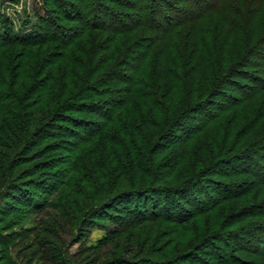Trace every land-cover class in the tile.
<instances>
[{
	"label": "trees",
	"instance_id": "1",
	"mask_svg": "<svg viewBox=\"0 0 264 264\" xmlns=\"http://www.w3.org/2000/svg\"><path fill=\"white\" fill-rule=\"evenodd\" d=\"M77 1L43 0L39 21L21 29L0 21L1 260L15 264L11 248L27 238L15 227L46 209L50 219L83 212L116 225L70 264H264V153L245 146L214 155L201 138L225 113L245 134L246 102L264 114V0ZM166 44L173 65L157 70V82L149 74ZM136 48L138 73L129 77ZM226 84L243 97L228 96ZM60 127L78 140L75 150L60 144ZM259 140L264 149V133ZM60 149L71 153L68 169L52 161ZM83 182L96 192L86 195ZM52 223L41 219V230ZM47 251L62 259L66 250Z\"/></svg>",
	"mask_w": 264,
	"mask_h": 264
},
{
	"label": "rangeland",
	"instance_id": "2",
	"mask_svg": "<svg viewBox=\"0 0 264 264\" xmlns=\"http://www.w3.org/2000/svg\"><path fill=\"white\" fill-rule=\"evenodd\" d=\"M42 1L43 0H0V21H1V18L3 17V19L9 20V22L13 23L14 27L18 29H21L22 27H24V25H29V24L33 25L34 23L39 21V15L40 14L42 15V10H41ZM72 1L76 2V4L79 3L77 0H72ZM103 1L109 4L108 0H103ZM53 13L57 16L60 15L59 14L60 11H56L55 9H53ZM105 19H107V17L102 15V20H105ZM223 26H226L225 35H227L229 28L227 27L226 22L223 23L221 27ZM194 27H193V30H194ZM218 28L219 27L217 26V29ZM211 29H213V27ZM199 30L200 29L198 28L195 29L196 32L194 33H196L197 35L200 34L202 31L201 30L199 31ZM216 33H217V36L219 34L221 35L220 29H218L216 32L214 30L215 35ZM233 34L234 36L237 35L235 32H233ZM213 37H216V36H210L209 38L213 39ZM171 47L172 46L170 44H166L161 54L159 53L158 57L155 58L156 63L154 62V64L156 65V68H155L156 70L154 71V73L152 72L149 75L153 76V78L155 76L156 81L159 80L158 75L160 72H162V76H163L165 74V68L170 65H173V63H171L168 59L169 54L171 55L174 54ZM132 52H129V56H128L129 65L127 66L128 68L125 66L126 68L123 69L125 70V74L129 75V77H133L135 76L136 73H138L137 70H134L135 69L134 67H135L137 60L140 58V55L142 54L141 51L139 52V49L137 48L135 49V51H132ZM152 54H149V55H152ZM254 59H257V58H254ZM157 70L159 72L158 74H157ZM253 70H257V69L255 68ZM198 71L199 73L203 72L201 69H198V70H193L192 73L197 74ZM256 75H258V78L260 77L259 74H256ZM189 79H191V77H189ZM210 79L212 81L213 79H215V76L210 77ZM235 79L236 81L241 82L244 85V87L246 86L247 88H254V85H252L251 83L252 81H248V80L245 81L237 76ZM122 81L123 80L120 81L119 79L115 80V82H117L118 84L121 83ZM147 81L148 80L146 78L143 82H147ZM164 81L170 82V80L168 79ZM188 82H191V81H188ZM118 84H116V86L119 87ZM223 89L226 91L228 96H231L233 98H239V99L243 97L242 93L238 91L237 87L226 84ZM121 96L125 97L126 95L120 94L119 97H117L115 100H118V98H120ZM119 100L114 104V106L118 104ZM215 100L219 102H223L221 98H217ZM238 106L239 105H237V107ZM34 108H40V104L39 105L36 104ZM239 108L241 107H238V109ZM242 108L243 110H245V113H242V116L240 115L238 116L244 117L243 115H245V134H241V133L237 134L238 132L237 128L239 126H235V123L233 125L234 116L231 113L229 114L225 113L224 116L222 117V119L226 121L224 122L216 121L214 124L211 125V127L205 133H203L201 138L202 140L204 139V141L206 139L211 140V141L209 140L208 141L210 143V146L212 148L214 155L217 154L215 153V151L218 152L219 148H222V147H225L226 149L228 148L243 149L245 148V146L246 147L248 146L256 147L257 149L255 151L257 154L264 153V149L258 145L260 140L256 141L257 134L261 132L264 133V114L261 113L260 111L253 112L251 109H249L248 102L245 103V109L243 106ZM193 115H195L194 117L199 118V115H196V114H193ZM255 120L257 122L256 123L257 125L261 122L263 123L262 129H260L261 126H257V125L255 126L253 124ZM92 122H98L99 124H104L106 120L102 118L98 120L95 119ZM59 124L63 126H67L69 128H74L73 125L70 124L69 122H61ZM59 129H60L59 131L61 132V130L63 131L64 128L60 127ZM78 130L82 132L81 133L82 135L85 134L83 133V129L79 128ZM254 132H255V136H253ZM63 133L65 134L64 135L65 137L62 139L63 141H61L60 144H62L64 148L73 149V146L71 145L70 142L72 141V143H74L75 141H78V140H76L75 136L68 130L63 131ZM120 135L124 137V133H120ZM252 136L254 137L253 138L254 140L252 139V142L250 141L249 143H247V141L250 140ZM243 139H245V141H242ZM52 141L53 140L50 139L47 141V143H50ZM213 154H210V155H213ZM51 155L54 156L53 157L54 159H52V161H54L56 165L59 163H62L61 164L62 168H66V169L69 168V166L66 164V160H68L69 157L71 156L69 149L67 151L63 149L55 150L51 153ZM257 158L260 159L258 155H257ZM261 162L264 166V160ZM32 164L33 163L21 164L20 166L17 167V170L16 169L15 170L16 172H20V170H22L23 168L27 166H31ZM7 171H8L7 168H4L0 171L1 173L0 174V192L3 191L5 187V178H2V177L3 175L7 173ZM213 176L211 178L217 179V177H213ZM238 178H235V179H238ZM88 184L89 183L83 182V187L85 189L86 195L88 194L89 196H91L96 191L90 188V185ZM207 190L209 193H214V190L211 185H208ZM199 196L202 197V199L205 198V195H199ZM76 197L79 199H83L82 196H76ZM73 210H77V209L73 207ZM26 215L27 217H24L22 219V223L15 227V229L17 230L21 229L22 232H26L25 234L27 235V238L24 242L19 243L15 248H11L12 249L11 258L15 262V264H70L68 261L72 262V260L77 262L79 261L78 259L81 256H83V253L85 252V247L94 246L98 244V242L106 236L108 232L107 230L108 228H104V226L112 227V228L116 226L115 223L111 221H106L105 219H99V218L97 219V218H92L89 216H84L83 212L76 214L77 219H76V216L74 217L72 215H67V213L66 214L61 213L60 211H56L55 213H53V218L50 219L46 213V209L37 215L36 214H31V215L26 214ZM8 218L9 217H6V221L3 222V225H5L6 222L10 220ZM43 218L47 220H51V222H54V224L52 223V225H50L45 230H41L43 227V225L41 224V219ZM74 219H76V221ZM153 224L155 223L153 222ZM28 229H32V230H30L29 232ZM180 234L177 236H180ZM44 237L50 240L51 246L42 242L41 238H44ZM53 244H58L59 246L62 247V250L65 248L66 251H65V254L61 256L62 259H56L55 256L49 257L50 254H49V251L47 250H51L53 247ZM105 245H107V243ZM160 246H162V249L165 247L164 243L163 244L161 243V245L156 246L155 249L156 250L160 249L161 248ZM220 246H223V244L221 243ZM3 249H5V247L0 245V264H6L5 261L1 260L2 258L1 252ZM39 250L43 252L44 257L41 256V253H39L40 252ZM101 250L104 252L106 251V248L105 249L101 248ZM205 250H210L207 245L204 246L203 251ZM203 251H201L200 254L204 253ZM150 256L154 258H159L160 253L150 252ZM208 259L212 260L213 258L209 257ZM56 260H59L60 263H58L59 261L56 262Z\"/></svg>",
	"mask_w": 264,
	"mask_h": 264
}]
</instances>
